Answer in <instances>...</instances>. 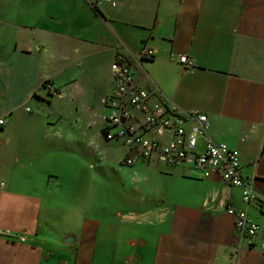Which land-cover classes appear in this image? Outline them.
I'll use <instances>...</instances> for the list:
<instances>
[{
    "label": "crops",
    "instance_id": "obj_1",
    "mask_svg": "<svg viewBox=\"0 0 264 264\" xmlns=\"http://www.w3.org/2000/svg\"><path fill=\"white\" fill-rule=\"evenodd\" d=\"M146 45L155 57H140ZM120 51L140 86L207 113L264 198V0H0V130L16 143L0 157V264H264L263 200L219 174L130 166L104 137Z\"/></svg>",
    "mask_w": 264,
    "mask_h": 264
},
{
    "label": "built area",
    "instance_id": "obj_2",
    "mask_svg": "<svg viewBox=\"0 0 264 264\" xmlns=\"http://www.w3.org/2000/svg\"><path fill=\"white\" fill-rule=\"evenodd\" d=\"M140 57L151 59L155 50L148 45L141 48ZM180 62L191 68L195 59L183 54ZM115 86L105 98L110 108L104 115V137L115 140L127 148L123 163L130 166L138 161L155 160L161 165H172L188 169L194 176L210 178L219 174L225 182L240 186L246 203L264 201L253 183L244 177L240 151L225 142L216 141L210 134V120L207 113L183 110L179 105L163 98L157 89L140 86L132 72L130 56L119 52L111 63ZM45 82L41 89L49 88L50 96L59 92ZM7 123L0 117V128ZM200 138L205 139L199 150ZM227 212L236 218V228L241 233L256 237L260 225L246 210L230 206ZM10 234V231H6ZM264 251V242L261 245Z\"/></svg>",
    "mask_w": 264,
    "mask_h": 264
},
{
    "label": "rangeland",
    "instance_id": "obj_3",
    "mask_svg": "<svg viewBox=\"0 0 264 264\" xmlns=\"http://www.w3.org/2000/svg\"><path fill=\"white\" fill-rule=\"evenodd\" d=\"M72 116V115H71ZM70 116V118H73V116L71 117ZM70 118H69V116H67V122H71V120H70ZM90 117H88L87 118V121H91L90 119H89ZM1 129V128H0ZM0 141L2 140V138H6V145H4V147L0 150V157L1 156H3L4 155V153H5V150H6V147L5 146H7V147H16V143H15V140H14V138H13V136L12 135H7V134H5V132L4 131H1L0 130ZM118 143V142H117ZM120 144V146L122 145V143H119ZM122 146H124V145H122ZM124 148H126L125 146H124ZM127 149V148H126ZM118 157H119V155L117 154V153H115V152H112V154H110L109 155V157H107V158H110V159H114V160H117L118 159ZM1 159V158H0ZM9 161V160H8ZM151 161H153V160H151ZM155 161V160H154ZM4 162V161H3ZM7 163H9V162H7ZM3 166H4V164H3ZM109 165H106V166H96V169H98V171L99 172H103V169H104V167H108ZM15 174L16 175H19L20 176V174H21V168H20V166H18V169H15ZM5 179H6V174H5V170H4V168H3V171L0 173V183L3 181H5Z\"/></svg>",
    "mask_w": 264,
    "mask_h": 264
},
{
    "label": "water",
    "instance_id": "obj_4",
    "mask_svg": "<svg viewBox=\"0 0 264 264\" xmlns=\"http://www.w3.org/2000/svg\"><path fill=\"white\" fill-rule=\"evenodd\" d=\"M72 240H73V237H70V238L65 239V242H70Z\"/></svg>",
    "mask_w": 264,
    "mask_h": 264
}]
</instances>
